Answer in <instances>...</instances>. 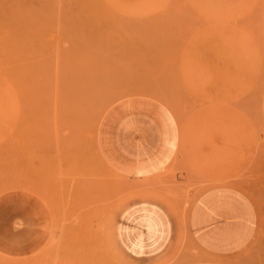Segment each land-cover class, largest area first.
<instances>
[{"label":"rangeland","instance_id":"obj_1","mask_svg":"<svg viewBox=\"0 0 264 264\" xmlns=\"http://www.w3.org/2000/svg\"><path fill=\"white\" fill-rule=\"evenodd\" d=\"M137 102L165 109L178 134L175 161L150 181L123 177L100 153L106 123L111 143L133 118L140 130ZM120 160L128 173L141 166ZM215 187L245 193L259 214L228 264H264V0H0V264L203 259L188 213L192 204L198 235ZM231 193L233 222L199 237L218 250L251 231V209ZM141 201L176 224L161 258L120 243V217Z\"/></svg>","mask_w":264,"mask_h":264},{"label":"crops","instance_id":"obj_2","mask_svg":"<svg viewBox=\"0 0 264 264\" xmlns=\"http://www.w3.org/2000/svg\"><path fill=\"white\" fill-rule=\"evenodd\" d=\"M139 104L146 108L142 110V117H140V130L130 129V127H137V123H134L137 121L133 118L134 122L130 124L129 129L127 128L128 124H123L120 129L116 130L115 139L111 143V124L106 123L104 129L101 130L100 153L114 169L106 165L123 177L150 181L162 175L175 161L178 134L172 117L165 109L164 111L155 104H143L141 102ZM115 124L118 125L119 123ZM116 127L118 128V126ZM135 132H139V135ZM120 159H140L138 162L141 163V166L136 168L137 170H133V174L128 173L125 172L129 171L128 168ZM227 191L240 196L242 201L251 209L253 215L251 231L248 237L236 248L218 250L200 240L199 237L206 239L213 234L218 236L225 230L229 222L235 219L233 214L227 211L226 201L222 197ZM203 194L205 196L202 198L203 204L208 209L204 210L205 217L203 220H207V222L204 223L200 219V223L196 227L198 232L196 235L191 227V204L187 228L194 243L205 254V258L197 257L193 261H182L178 264H228L234 256L244 251L252 243L257 234L259 214L254 202L248 195L228 187L211 188L204 191ZM180 224L182 226V223ZM118 237L125 251L132 257L138 259L161 258L173 248L176 238V224L163 205L153 201H141L130 206L121 215ZM113 242L115 247L123 253L116 243L114 234Z\"/></svg>","mask_w":264,"mask_h":264},{"label":"bare ground","instance_id":"obj_3","mask_svg":"<svg viewBox=\"0 0 264 264\" xmlns=\"http://www.w3.org/2000/svg\"><path fill=\"white\" fill-rule=\"evenodd\" d=\"M75 113L77 114V112H75ZM200 198H201V197H200ZM196 200H197V199H196ZM242 202H243V201H242ZM198 205H199V204H198ZM195 207H196V206H195ZM197 207H198V206H197ZM234 217H235V216H234ZM209 219H211V218H209ZM235 221H236V220H235ZM232 222H233V221H232ZM232 222H231V223H232ZM239 222H240V220H239ZM231 223H230V225H231ZM236 224H237V223H236ZM243 224H244V223H243ZM233 225H235V224H233ZM232 227H233V226H232ZM235 227H236V226H235ZM235 227H234V228H235ZM237 227H238V226H237ZM239 227H240V226H239ZM227 229H229V228H227ZM229 230H230V229H229ZM231 230H232V229H231ZM232 231H233V230H232ZM234 232H235V231H234ZM232 234H233V233H232ZM222 249H223V248H222ZM229 249H230V248H229Z\"/></svg>","mask_w":264,"mask_h":264}]
</instances>
